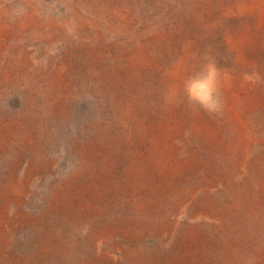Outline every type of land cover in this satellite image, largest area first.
Instances as JSON below:
<instances>
[{"label": "rangeland", "instance_id": "obj_1", "mask_svg": "<svg viewBox=\"0 0 264 264\" xmlns=\"http://www.w3.org/2000/svg\"><path fill=\"white\" fill-rule=\"evenodd\" d=\"M0 264H264V0H0Z\"/></svg>", "mask_w": 264, "mask_h": 264}, {"label": "clouds", "instance_id": "obj_2", "mask_svg": "<svg viewBox=\"0 0 264 264\" xmlns=\"http://www.w3.org/2000/svg\"><path fill=\"white\" fill-rule=\"evenodd\" d=\"M222 69L218 67L214 56L206 55L199 70L189 75L183 82L184 100L189 106H195L209 114H220L224 108ZM165 100L172 103L175 94H165Z\"/></svg>", "mask_w": 264, "mask_h": 264}]
</instances>
